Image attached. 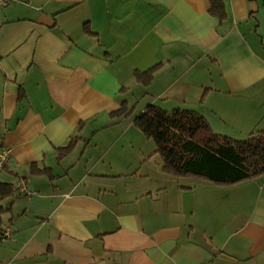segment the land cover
Returning a JSON list of instances; mask_svg holds the SVG:
<instances>
[{"label":"crops","instance_id":"1","mask_svg":"<svg viewBox=\"0 0 264 264\" xmlns=\"http://www.w3.org/2000/svg\"><path fill=\"white\" fill-rule=\"evenodd\" d=\"M224 1L225 21L210 0L0 10V183L16 189L0 202L13 233L0 264H264V176L219 187L167 175L134 124L152 105L230 138L264 130V0ZM123 104L133 115L114 118Z\"/></svg>","mask_w":264,"mask_h":264},{"label":"trees","instance_id":"2","mask_svg":"<svg viewBox=\"0 0 264 264\" xmlns=\"http://www.w3.org/2000/svg\"><path fill=\"white\" fill-rule=\"evenodd\" d=\"M210 14L225 21L228 17L224 0H210ZM85 31L93 35L88 27ZM158 65L147 72L136 71L137 81L149 85ZM126 104L113 113L115 117H130ZM135 126L156 145V153L163 162V172L176 178H190L210 182L219 187H231L264 176V130L253 133L247 140L216 134L209 121L201 114L176 109L166 112L156 106H148L134 119ZM77 139L59 149V158L69 155ZM37 174H50L37 171ZM11 184L0 183V202L15 194ZM6 210L0 206V224ZM2 231L0 229V238Z\"/></svg>","mask_w":264,"mask_h":264},{"label":"built area","instance_id":"3","mask_svg":"<svg viewBox=\"0 0 264 264\" xmlns=\"http://www.w3.org/2000/svg\"><path fill=\"white\" fill-rule=\"evenodd\" d=\"M18 0H0V10ZM11 161V152L7 148H0V171L5 169ZM23 191H27L23 186ZM13 233L11 228H6L1 235L0 242H4L12 237Z\"/></svg>","mask_w":264,"mask_h":264},{"label":"rangeland","instance_id":"4","mask_svg":"<svg viewBox=\"0 0 264 264\" xmlns=\"http://www.w3.org/2000/svg\"><path fill=\"white\" fill-rule=\"evenodd\" d=\"M138 132V134H139V136H141V138H146L144 135H142L139 131H137ZM250 138V136H248V137H242V138H233V139H235V140H241V141H243V140H247V139H249ZM191 181V180H190ZM188 182V181H187Z\"/></svg>","mask_w":264,"mask_h":264}]
</instances>
